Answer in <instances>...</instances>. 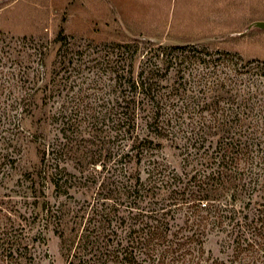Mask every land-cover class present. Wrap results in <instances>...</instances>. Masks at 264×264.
Returning a JSON list of instances; mask_svg holds the SVG:
<instances>
[{
	"label": "rangeland",
	"instance_id": "1",
	"mask_svg": "<svg viewBox=\"0 0 264 264\" xmlns=\"http://www.w3.org/2000/svg\"><path fill=\"white\" fill-rule=\"evenodd\" d=\"M255 22H264V0H0V264L6 238L24 242L9 257L13 264H70L81 238L98 234L103 248L116 231L97 215L128 200L106 198L115 192L118 198L130 176L146 178L145 166L127 155L131 134L119 127L121 96L130 92L124 81L133 73L155 72L169 110L185 112L179 141L156 140L158 160L179 176L201 170L186 161L184 149L190 139L199 155L219 150L214 83L243 87L254 79L264 91L257 75L264 69V30L245 32ZM253 102L252 115L264 125V98ZM137 132L148 133L144 125ZM242 132L237 127L229 136L237 141ZM235 209L248 216L241 222L247 232L233 229L235 223L215 230L204 251L194 253L200 264H264V189ZM173 210L179 248L187 216ZM126 230H117L109 249L120 242V264L130 259L123 253ZM98 252L100 264H118L104 248ZM145 259L139 261L152 262Z\"/></svg>",
	"mask_w": 264,
	"mask_h": 264
},
{
	"label": "trees",
	"instance_id": "2",
	"mask_svg": "<svg viewBox=\"0 0 264 264\" xmlns=\"http://www.w3.org/2000/svg\"><path fill=\"white\" fill-rule=\"evenodd\" d=\"M206 55L212 56L208 52ZM219 55L226 58L230 56L229 53H219ZM257 75L264 79V69L262 74ZM120 82H122L121 79ZM124 82V86L130 92L121 96V99L123 98L121 102L126 103V108L122 109L125 112L119 118L120 134H131L127 141L130 143L127 155L145 166L146 178L142 179L139 175L134 181L130 176V183L125 190L119 189L118 198H116L117 192L106 198L128 201L107 206L97 215L102 219L100 223L109 225L115 223L116 227L115 232H111L104 238L107 242L104 243L103 248L109 255L104 254L112 258L114 263L120 264L116 255V250L121 246L120 242L116 244L117 249L110 251L109 249L120 236L117 230L122 232L127 228L126 234L130 231L127 239L128 246L123 253L130 259L121 262L123 264H142L139 261L142 256H145L148 262L152 261L150 264H155L158 259L157 264H185L187 261L188 264H195V262L200 264L201 255L194 253L204 251L205 241L215 230L223 231L235 223L233 229H239L238 232L243 234L247 232L246 227L241 225L247 215H242V209L237 210L235 207L239 203L250 201L252 195L264 189V125H260L261 119L252 115L253 110L256 109V103L253 100L258 99L260 95L264 98V91L260 93V85L254 79L244 81L245 84L241 87L238 83L226 84L218 78V81L214 83L216 87L213 88V90L216 89L214 98H217L214 105L218 107L213 113L216 117L218 115L216 120L219 125L216 128H219L221 135L218 142L219 150L215 155L212 153L209 156L208 152L199 155L193 152L195 147L189 139L184 149L186 161L195 160L194 162L201 164L202 169L193 170L192 175L185 173L179 176L164 160H158L156 155L162 150V145L156 140H169L175 143L179 141L178 125L181 127L182 123L177 125V122L184 120L185 112L182 108H179L177 114L176 111L169 110L166 104L169 99L166 93H162L159 89V83L162 80L158 79L155 72L146 75L144 71L138 75L133 73L131 78ZM223 103L226 106L221 108L220 105ZM237 104L239 108H243H234ZM260 111L262 112L263 108L258 110L259 113ZM206 112L211 111L206 110ZM140 125L145 126L147 135L141 136L137 132ZM237 127L243 130V138L240 136L239 140L234 141L229 133L231 129L234 130ZM41 152L45 157L47 151L44 149ZM0 156L1 161L4 155ZM122 158L124 155L120 157ZM125 204L128 205L124 206ZM120 206L125 207L123 215L120 213ZM173 208L184 209L187 216L185 231L188 235L181 238L184 242L179 245V248L180 241L177 233L182 230L173 232L172 214L175 211ZM127 210L132 216L125 217ZM256 217L255 215L252 219L253 223L259 221ZM100 237L97 234L94 237L89 235L81 238L78 245H75L74 261L72 260L70 264H100L101 257L98 251L103 249ZM5 240L4 262L13 264V260L9 257L22 251L24 242L23 244L19 243L21 241L12 243L7 238ZM64 243L66 245L62 236V244ZM71 244L70 249L74 246L73 242ZM63 250L66 252L64 248ZM179 252L182 254H178ZM169 253H171L169 259L159 257L160 254L168 255ZM96 256L98 257L95 258ZM107 257L102 258H106L109 262Z\"/></svg>",
	"mask_w": 264,
	"mask_h": 264
},
{
	"label": "water",
	"instance_id": "3",
	"mask_svg": "<svg viewBox=\"0 0 264 264\" xmlns=\"http://www.w3.org/2000/svg\"><path fill=\"white\" fill-rule=\"evenodd\" d=\"M260 29V30H264V22H255L252 23L249 27H247V29L245 30V32L250 31L251 29Z\"/></svg>",
	"mask_w": 264,
	"mask_h": 264
}]
</instances>
